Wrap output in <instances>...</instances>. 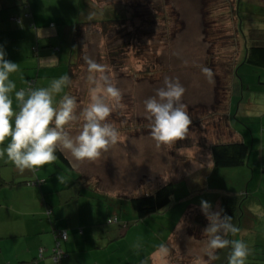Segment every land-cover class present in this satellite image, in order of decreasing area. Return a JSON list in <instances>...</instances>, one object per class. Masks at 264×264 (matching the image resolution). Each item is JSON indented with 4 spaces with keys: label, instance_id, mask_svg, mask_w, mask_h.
I'll return each mask as SVG.
<instances>
[{
    "label": "rangeland",
    "instance_id": "1",
    "mask_svg": "<svg viewBox=\"0 0 264 264\" xmlns=\"http://www.w3.org/2000/svg\"><path fill=\"white\" fill-rule=\"evenodd\" d=\"M247 2L79 1L83 12L80 16H84L86 22L81 28L79 55L76 56L70 38L63 35L56 40L64 53L62 58L65 56L67 64L74 62L70 95L77 97L81 108L89 102L86 56L105 65L107 74L122 92L121 106L108 118L119 128L120 142L94 161L77 162L64 152L74 169L57 159L61 166L58 168L67 169L69 175L61 179L62 172H59L61 183L57 185L62 187L59 189L81 193L77 197H80V204H85L93 212L89 217L96 223L99 239L115 232L111 239L107 236L110 241L99 244L96 254L92 255L93 262L109 264L113 257L114 264H141L147 258L150 264L152 254L151 264H155L156 256L151 252H155L156 246L166 242L173 233V223L178 215V211L177 214L169 211L172 202L177 209H185L192 203L201 205L202 200L213 203L218 190L243 192L245 189L249 180L241 176L242 167L213 165L216 170L239 172L218 178L222 176L218 171L213 174V179H206L210 170L204 167L194 173L192 159L187 161L182 155L188 152V148H209L219 132L224 136L225 123L221 116L226 110V96L232 98L231 120L238 127H246L247 119L243 115L255 114L259 99L264 100V93L260 92L264 89L257 91L258 86L264 85L260 84L264 83V68L249 64L243 58L247 29L264 28V18H260L264 6H247ZM114 18L122 21L103 31L102 20ZM202 67L213 71L211 82L202 73ZM165 77L178 78L184 86L182 102L192 123L188 136L172 145L158 146L151 138L143 101L155 95L156 90L163 86ZM233 82L242 83V89L237 91L239 94L236 90L232 93ZM200 101L206 104L198 103ZM238 103L240 108L236 115ZM168 170H181L182 173L181 176H173ZM183 171L187 174L184 175ZM200 172L201 175L195 177ZM166 181H172L174 187L170 204L139 219L128 197L151 192ZM254 182L257 184L256 179ZM115 216L116 222H107ZM188 219L185 218L182 229L167 243L168 264H205L202 250L206 237L197 242L194 236L200 238L203 232L189 229ZM249 233L254 242L253 247L250 246L252 256L248 257L247 264H258L257 258L263 257L262 230L254 228ZM137 241L141 242V248L134 250L132 245ZM246 243L251 244L249 241Z\"/></svg>",
    "mask_w": 264,
    "mask_h": 264
},
{
    "label": "crops",
    "instance_id": "2",
    "mask_svg": "<svg viewBox=\"0 0 264 264\" xmlns=\"http://www.w3.org/2000/svg\"><path fill=\"white\" fill-rule=\"evenodd\" d=\"M79 1L0 0V45H3L7 53L6 59L19 64V72L11 76L17 85V90L25 87L28 78H34V87L38 88L45 87L53 79L67 74L69 62L67 64L65 56L62 58L64 53L56 40L64 35V38H70L72 45L73 23L81 18ZM247 1V6L256 7V4L264 6V0ZM249 2L253 4H249ZM56 13L59 15H52ZM260 18H264V13L260 15ZM33 47L36 48L35 51H33ZM245 51L243 48V55H245ZM49 58L58 60L56 66L40 67V64ZM64 60L65 62H63ZM232 84L235 85L232 93H235V90L237 92L239 88L242 89V83L238 85L233 82ZM259 88L264 89V85L258 86L257 91ZM65 91L68 93L67 89ZM237 93L239 94V92ZM229 99L230 97L226 96L224 131L226 137L223 138V133L219 132L210 144L218 139H223V141L240 140L248 145L249 154L246 162L236 167H242L241 176L246 177L250 182H247L243 192L218 190L216 197L213 198V203H211V211H220L222 195L239 196L240 215L235 225L240 231L235 235L230 234L228 239H243L245 242H251L248 245L253 247L254 240L249 231L254 228L261 229L263 237L261 254L264 258V171L260 168L264 163V100L259 99L254 110L255 114L243 115L247 119L246 127H238L232 124L233 101L232 98ZM198 103L206 104L205 101ZM239 108L240 103L237 104L236 115ZM204 140L209 144L207 138ZM192 149L194 150L188 148V152H183L182 157L187 161L192 159L190 161L194 163V173L201 171L204 167L208 168L210 173L206 179H213V174L218 171L222 175L218 178L226 177L228 173L237 174L239 172L238 170L229 172L213 169L214 163L210 147H193ZM65 157L68 163L57 155V159L59 158L70 169H74L68 156L65 155ZM58 166L60 165L56 160L38 170L21 172L11 162L0 161V177L4 180V184L0 186V264H97L96 261H92V255L96 254L99 244L110 241L111 236L115 235V232H112L99 239L100 232L96 223L89 217L90 214L93 216V212L84 206L85 204H80V197H77L81 193L73 194L71 190L59 189H62L57 185V183H61L59 172H62L61 179L69 175H67V169L62 168V170ZM168 172H171L173 176H181L182 173L181 170H168ZM183 174L185 175L187 172L183 171ZM200 175L201 172L195 177ZM255 179L257 184L254 182ZM64 180L66 181L67 178ZM172 205L173 202L169 211H174L176 214L178 211V215L173 223V233L165 243H168L170 238L182 229L186 217L189 218V229L192 231L203 232L208 225V220L201 211L199 203L189 204L185 209H177ZM179 225L180 227H178ZM58 231H65L67 238L60 242L64 255L59 263H54L51 260V255ZM194 237L197 242L205 238V236ZM179 239L181 240L182 236ZM150 256L151 264L153 255L150 254ZM251 256L250 253L249 257ZM112 259L114 260L113 257ZM112 259H109V264H114ZM154 259L156 260L155 264H161L157 256Z\"/></svg>",
    "mask_w": 264,
    "mask_h": 264
},
{
    "label": "clouds",
    "instance_id": "3",
    "mask_svg": "<svg viewBox=\"0 0 264 264\" xmlns=\"http://www.w3.org/2000/svg\"><path fill=\"white\" fill-rule=\"evenodd\" d=\"M0 45V161L11 162L19 171H35L57 160V152L69 153L77 161H94L120 142L119 128L109 121L110 114L121 106L122 92L107 74L105 65L85 57L89 102L81 108L77 97L65 89L72 85L68 75L53 79L45 87H21L12 74L19 64L6 59ZM57 59L49 58L40 67H55ZM211 82L213 71L201 68ZM184 86L178 78L165 77L154 96L143 101L149 120L151 138L157 145H172L189 135L192 119L182 102ZM75 132V134H73ZM208 201H201V211L208 220L203 230L206 237L202 250L205 264L219 259L218 249L229 248L227 264H247L250 246L243 239H228L240 229L231 216L211 211ZM180 227V225L178 226ZM141 248V242L132 245ZM167 264L169 247L161 242L154 253ZM141 264H148L145 258Z\"/></svg>",
    "mask_w": 264,
    "mask_h": 264
},
{
    "label": "trees",
    "instance_id": "4",
    "mask_svg": "<svg viewBox=\"0 0 264 264\" xmlns=\"http://www.w3.org/2000/svg\"><path fill=\"white\" fill-rule=\"evenodd\" d=\"M84 11V10H83ZM82 12V9H81ZM83 13V12H82ZM84 16L81 19H77L73 23V35H72V45L75 48L76 56L80 52V41L81 28L82 24L86 23ZM103 21V31H106L110 26L116 25L119 23V18L106 19ZM246 51L244 55V61L264 68V28H250L246 32ZM35 48V47H34ZM36 50V48H35ZM33 50V51H35ZM74 62L69 63L68 72L66 75L72 76V65ZM34 78H28V80ZM72 80V78H71ZM35 85V82H34ZM26 87V85H25ZM235 87V86H234ZM68 94L71 93V86L67 88ZM222 119L226 125V112L222 113ZM210 153L213 160V163L217 167H236L244 164L247 160L249 154V147L244 142L240 140H229L223 141L218 139L210 145ZM57 155L66 163H68L64 153L57 152ZM4 184V180L0 177V186ZM173 183L171 181L165 182L164 184L158 186L155 190L151 192L135 194L129 196V203L136 213L139 219H142L150 214H153L159 211L162 208L167 207L170 204L171 197L173 194ZM240 199L237 195L224 194L220 198V210L221 216L228 215L232 218V223H235L238 220L240 215ZM226 238H229L226 237ZM230 249H218L219 259L212 261L211 264H225L228 259ZM258 264H264V258L258 259Z\"/></svg>",
    "mask_w": 264,
    "mask_h": 264
},
{
    "label": "built area",
    "instance_id": "5",
    "mask_svg": "<svg viewBox=\"0 0 264 264\" xmlns=\"http://www.w3.org/2000/svg\"><path fill=\"white\" fill-rule=\"evenodd\" d=\"M32 49L35 50L34 47ZM28 86L34 87V81L32 79L27 81L26 87H28ZM261 169L264 171V163L261 164ZM116 221H117V218L114 217V218L108 219L107 222L111 223V222H116ZM66 238H67V236H66L65 231H58L57 232L55 245H54L53 252L51 255L52 262H54V263L60 262L61 257L64 255V252H63L62 248L60 247V242L66 240Z\"/></svg>",
    "mask_w": 264,
    "mask_h": 264
}]
</instances>
